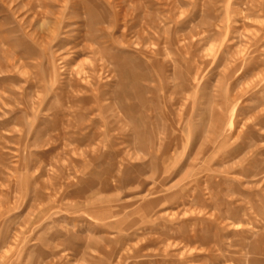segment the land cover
I'll list each match as a JSON object with an SVG mask.
<instances>
[{
    "label": "rangeland",
    "instance_id": "rangeland-1",
    "mask_svg": "<svg viewBox=\"0 0 264 264\" xmlns=\"http://www.w3.org/2000/svg\"><path fill=\"white\" fill-rule=\"evenodd\" d=\"M0 264H264V0H0Z\"/></svg>",
    "mask_w": 264,
    "mask_h": 264
}]
</instances>
